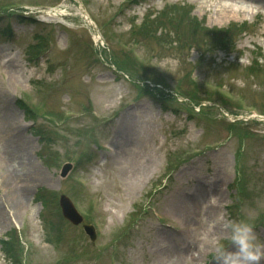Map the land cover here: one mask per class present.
<instances>
[{"label":"rangeland","instance_id":"374dc122","mask_svg":"<svg viewBox=\"0 0 264 264\" xmlns=\"http://www.w3.org/2000/svg\"><path fill=\"white\" fill-rule=\"evenodd\" d=\"M84 1L96 30L76 15L74 0H0V177L10 180L0 185V264H212L225 234L221 215L248 220L264 241V0ZM175 6L191 10L188 30L199 38L208 37L195 31L202 26L235 23L242 32L225 49L198 46L190 33L175 42L171 23L184 11ZM8 18L17 30L10 38L1 33ZM36 40L41 51L47 40L54 45L31 61ZM123 54L140 65L132 76L118 72ZM148 74L164 86L132 83ZM209 90L228 99L219 105ZM192 93L214 100L199 108L184 98ZM126 125L131 153L106 159L96 136L117 147L114 136ZM66 162L71 169L62 177ZM14 167L27 176V190ZM40 190L51 201L46 212ZM198 191L210 214L185 227ZM62 193L81 213L78 225L62 217ZM90 224L93 241L83 230ZM9 232L17 261L2 249Z\"/></svg>","mask_w":264,"mask_h":264},{"label":"trees","instance_id":"16d2710c","mask_svg":"<svg viewBox=\"0 0 264 264\" xmlns=\"http://www.w3.org/2000/svg\"><path fill=\"white\" fill-rule=\"evenodd\" d=\"M184 11L180 10L179 13H177L176 16V20H178L177 22L171 23L174 26H177L176 31H175V42H181L180 37H184L185 39H187V37H185L184 35L186 33H190L194 38H197L196 42L198 46H201V41L203 40V43H213L214 45H216L217 43L220 42L219 46L222 49L227 48V46H231V44L234 42V37L238 36L241 32V30H236V28L238 27L235 23L230 24L228 27H222V28H206L204 26L202 27H196L195 31L198 32L200 35H205L208 37H201L199 38L193 31H189L188 28L192 26V22H194L193 18L190 16V10H185ZM165 13V12H164ZM163 13V14H164ZM163 18H160L158 21L163 22L162 21ZM241 25V24H240ZM244 25V24H242ZM175 28V27H173ZM8 29L5 31L6 33L8 32ZM181 33H185L184 35ZM215 37V38H213ZM217 37V38H216ZM184 38L182 39V42H185ZM191 41H193L192 39H190ZM185 46V45H184ZM41 47V45L36 44L33 45L31 47L32 51L34 52L33 54H37L38 53V49ZM207 48H209V45H206ZM214 49L210 47V49H207L206 51H211ZM125 54L122 56L121 58V68L124 69V71H128V72H132L133 68L137 65L136 61L131 57L125 56ZM138 67H140V65H137ZM152 71V70H151ZM146 72V71H145ZM133 73V72H132ZM146 75V74H145ZM145 75H143L142 80H151V82H153L154 85H163V81L160 78H154L151 74L152 78H148V77H144ZM196 90H198L199 88H197L195 86ZM210 95H215L214 93H210ZM204 96L203 98L199 97L198 94L196 93H192L191 95H186L185 97L191 101L192 103H195L197 105H200L201 102H203V100L206 101H211L213 102V98L211 96ZM221 102H218V104L222 105L224 102H226L224 99H222V97H220ZM20 104V103H19ZM25 111H27L29 113V109L26 107V105L21 101V105ZM228 127H232L231 123H228ZM40 197L42 198L43 201V210L46 212L47 206L49 203H51V201L49 202L47 196L48 194L44 192V190H40L39 191ZM54 202L52 201V204ZM49 211V209H48ZM230 211V210H229ZM14 234L12 232H9L7 234V238L2 240V249L3 251H5L6 253H8L9 255H11L13 258L16 259V257L18 256V254L20 253V249L11 242V240H13Z\"/></svg>","mask_w":264,"mask_h":264},{"label":"clouds","instance_id":"9594fccd","mask_svg":"<svg viewBox=\"0 0 264 264\" xmlns=\"http://www.w3.org/2000/svg\"><path fill=\"white\" fill-rule=\"evenodd\" d=\"M225 234L217 241L212 264H260L264 259V241L245 219H225L218 216Z\"/></svg>","mask_w":264,"mask_h":264},{"label":"bare ground","instance_id":"6f19581e","mask_svg":"<svg viewBox=\"0 0 264 264\" xmlns=\"http://www.w3.org/2000/svg\"><path fill=\"white\" fill-rule=\"evenodd\" d=\"M222 9L225 8H230L234 13H237L239 11L242 12H248L249 9L246 6H242V5H236V4H232V3H224L221 5ZM127 125L124 126V128H120L118 130V132L116 133V135L114 136L115 142L117 144V153L120 154H125V155H129L132 151V147H131V135L129 133V131L126 129ZM131 147V148H130ZM14 171L16 172V179L18 178L20 182H23V184L25 185V189L27 190V181L28 178L26 175L22 177V173L20 170H18L17 167H14ZM8 181H10L6 176L4 177V175L2 177H0V185L2 186H7L6 184H9ZM216 186V187H215ZM214 189L216 192H220V188L219 185L216 184L214 185ZM192 195V194H191ZM203 196V197H202ZM189 204L187 205L186 211L187 213L185 214L186 216H188V220L195 221L197 224L199 223H203L207 216L210 214V210H211V206L208 204L205 205V195L202 191H198V194L195 196L192 195V197L189 200Z\"/></svg>","mask_w":264,"mask_h":264},{"label":"water","instance_id":"95a60500","mask_svg":"<svg viewBox=\"0 0 264 264\" xmlns=\"http://www.w3.org/2000/svg\"><path fill=\"white\" fill-rule=\"evenodd\" d=\"M71 164H65L63 166L62 176L66 174V172L70 169ZM63 215L69 219L72 223L78 224L81 221L80 215L74 210L71 202L65 195H61L59 200ZM84 230L89 234L90 238L94 239V233L91 226H84Z\"/></svg>","mask_w":264,"mask_h":264}]
</instances>
